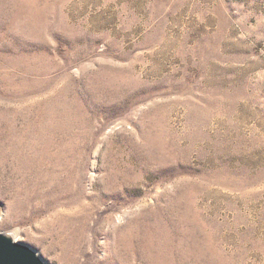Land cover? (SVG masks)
<instances>
[{
  "label": "rangeland",
  "instance_id": "obj_1",
  "mask_svg": "<svg viewBox=\"0 0 264 264\" xmlns=\"http://www.w3.org/2000/svg\"><path fill=\"white\" fill-rule=\"evenodd\" d=\"M0 213L48 264H264V0H0Z\"/></svg>",
  "mask_w": 264,
  "mask_h": 264
},
{
  "label": "water",
  "instance_id": "obj_2",
  "mask_svg": "<svg viewBox=\"0 0 264 264\" xmlns=\"http://www.w3.org/2000/svg\"><path fill=\"white\" fill-rule=\"evenodd\" d=\"M0 264H48L32 247L0 231Z\"/></svg>",
  "mask_w": 264,
  "mask_h": 264
},
{
  "label": "bare ground",
  "instance_id": "obj_3",
  "mask_svg": "<svg viewBox=\"0 0 264 264\" xmlns=\"http://www.w3.org/2000/svg\"><path fill=\"white\" fill-rule=\"evenodd\" d=\"M0 215H1V213H0ZM10 234V233H9ZM13 236V235H12ZM13 238L15 239V237L13 236ZM16 240V239H15Z\"/></svg>",
  "mask_w": 264,
  "mask_h": 264
}]
</instances>
